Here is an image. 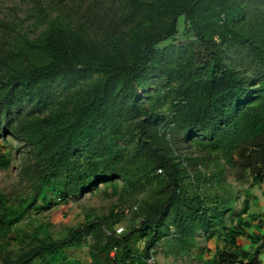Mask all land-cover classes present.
Segmentation results:
<instances>
[{"label":"rangeland","instance_id":"1","mask_svg":"<svg viewBox=\"0 0 264 264\" xmlns=\"http://www.w3.org/2000/svg\"><path fill=\"white\" fill-rule=\"evenodd\" d=\"M161 1L0 0V76L15 77L26 73L33 65L47 64L49 56L36 43L51 31L52 40L66 46L75 62L131 61L139 53L145 37L165 32L173 18L171 9L158 10L153 4ZM196 18L213 36L223 58L237 70L245 88L251 91L261 87L264 0H206ZM223 25L232 26L243 37L222 39L216 30ZM207 59L191 22L180 16L178 34L159 43L150 57V66L138 85L140 98L131 94L123 76L112 80L106 103L111 124L95 136L92 150L107 156L110 140L116 138L117 145L126 149L125 160L131 167L153 166L151 152L138 145L135 135L136 123L148 106L155 119L148 125L147 140L181 163V177L188 188L197 187L201 193L212 196L217 191L219 169L226 171L222 185L233 183L235 176L225 158L197 145V140H203L204 136L187 132L190 120L208 116L197 102L196 88L206 75ZM102 79L98 73L74 71L40 79L30 88L0 84V102L8 96L16 104L10 109L0 105V146L10 159L8 167L0 168V193L8 196L10 204L32 195L33 183L43 164L41 151L27 141L31 130L51 113L72 118L89 101ZM40 98L43 101L37 105ZM230 102L226 101L225 105ZM174 120L178 122L177 127ZM58 143L55 140L52 147ZM160 174L161 170L153 173L151 177L155 179L149 181L145 177L143 190L134 192L119 180L116 188L111 183L100 184L67 202L60 199L58 186L51 185L45 201H37L10 231L0 233V260L29 248L30 236L39 227L47 228L54 239H62L70 228L100 220L103 227L97 226L86 233L80 247L67 250L68 257L72 264H119L115 259L116 251L107 249L108 229L119 234L121 229L124 233L138 228L151 208L166 197L165 183L157 177ZM235 186L238 190L236 208L250 202L251 212L264 221V177L255 180L249 176ZM226 218L228 226L234 224L233 213H228ZM174 230L171 227L158 242L148 263L209 264L217 256V248H224L227 234V230L222 232L219 228L221 234L217 230L211 234L197 230L195 242L186 239L181 245ZM255 231L263 234L264 228ZM238 241L241 245L248 244L244 237ZM143 247L144 240H140L133 243L132 250L140 254ZM124 253L126 263L132 264L128 250ZM34 264L41 262L37 260Z\"/></svg>","mask_w":264,"mask_h":264},{"label":"trees","instance_id":"2","mask_svg":"<svg viewBox=\"0 0 264 264\" xmlns=\"http://www.w3.org/2000/svg\"><path fill=\"white\" fill-rule=\"evenodd\" d=\"M205 1L162 0L153 3L158 10L171 9L173 18L165 32L145 37L139 53L131 61L75 62L70 58L66 46L52 40L51 31L36 43L49 56L47 64L33 65L26 73L15 77L0 76V84L13 88H30L40 79L74 71L94 72L103 76L92 97L72 118L51 113L40 119L31 130L27 141L41 151L43 164L29 198L10 204L8 196L0 193V233L10 231L21 221L23 213L37 201H45L47 188L53 184L58 186L60 199L67 202L70 198L98 188L100 184L111 183L116 188L119 180H123L125 186L134 192L143 190L144 178L153 180L155 178L151 177L152 174L161 170L162 174L157 177L165 183V199L151 208L137 229L135 227L122 234L108 229L107 249L116 251L115 259L119 264H127L124 256L127 250L132 257V264H149L152 250L170 232L171 227H174L181 245H184L186 239L195 242L197 230L204 234L214 233L217 228L222 232L227 230L223 240L224 248H217L218 254L209 264H262L259 256L264 251V234L255 229L264 228V221L251 212L250 202L243 204L240 209L236 208L238 190L235 185L249 176L255 180L264 177V80L261 87L252 88L251 91L245 88L237 70L223 58L213 36L198 23L196 14ZM180 16H185L191 22L208 58L205 64L206 75L196 85L197 102L203 107L205 116H208L205 119L197 117L190 120L187 124L188 135L204 136L203 140H197V145L210 154L222 155L235 176V184L228 182L226 185L225 182L223 186L222 177L226 171L219 169L216 173L217 191L212 196L201 193L197 187L188 188L181 177V163L147 140L148 125L155 119L152 108L148 106L143 117L136 123L135 135L138 145L151 152L155 161L153 166L148 164L145 168L137 164L131 167L125 160L126 149L117 145L116 138L110 140L107 156L92 150L95 136L111 124L106 103L112 80L123 76L131 94L140 98L138 85L150 66V57L159 43L178 34ZM216 33L222 39L243 37L228 25L218 27ZM229 100L230 105L226 106ZM42 101L43 98H40L37 105H41ZM179 103L181 105L182 102ZM0 105L10 109L16 104L5 96ZM172 122L177 127L178 122ZM55 140L59 143L52 147ZM79 154L84 157L77 158ZM9 164L10 159L0 146V168H6ZM228 213H233L235 218L234 224L230 226L227 225ZM245 215L248 217L245 218ZM103 225L100 220L80 224L70 228L68 235L62 239H54L47 228L39 227L30 236L29 248L14 257L2 258L0 264H34L37 260L41 264H72L67 250L80 247L86 233ZM241 237L246 238L248 244L241 245L238 241ZM140 240H144V247L137 254L133 252L132 246Z\"/></svg>","mask_w":264,"mask_h":264},{"label":"crops","instance_id":"3","mask_svg":"<svg viewBox=\"0 0 264 264\" xmlns=\"http://www.w3.org/2000/svg\"><path fill=\"white\" fill-rule=\"evenodd\" d=\"M264 234V231H263ZM260 260L262 261V264H264V251L259 256Z\"/></svg>","mask_w":264,"mask_h":264},{"label":"built area","instance_id":"4","mask_svg":"<svg viewBox=\"0 0 264 264\" xmlns=\"http://www.w3.org/2000/svg\"><path fill=\"white\" fill-rule=\"evenodd\" d=\"M123 231H124V230H123V229H121L120 231H118V233H119V234H122V233H123ZM149 264H151V263L149 262Z\"/></svg>","mask_w":264,"mask_h":264}]
</instances>
